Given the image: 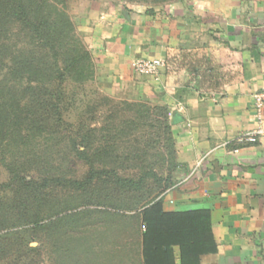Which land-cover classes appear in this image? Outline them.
Returning a JSON list of instances; mask_svg holds the SVG:
<instances>
[{
	"label": "rangeland",
	"instance_id": "rangeland-1",
	"mask_svg": "<svg viewBox=\"0 0 264 264\" xmlns=\"http://www.w3.org/2000/svg\"><path fill=\"white\" fill-rule=\"evenodd\" d=\"M183 1L64 0L63 9L73 29L60 54L68 44L81 45L92 62L93 79L82 85L74 84L70 78L62 82L61 120L57 123L49 118L47 125L41 126L44 130L35 154L51 158L53 169L47 177L61 179L45 190L50 210L44 207L41 224H48L47 231L38 232L34 225L22 220L3 230L0 235L7 234L4 239H8H2L0 245L3 248L5 244L8 251L0 264H139V249L133 239L138 222L128 220L137 211L127 207L129 200L122 197L127 190L123 182H137L151 172L154 177L131 194L137 201L138 195L148 190L153 197L163 193L164 184H159V179L165 178L168 170L161 160L166 154V135L162 116L155 108L167 107L162 103L165 92L178 97L184 89L192 88L186 86H191V74L184 69L172 74L164 70L159 80L137 75L132 70L133 61L160 57L147 51L146 45L142 47L145 56H133L130 51L136 41L143 44L145 16L156 21L165 5ZM19 28L11 27L10 44L27 49L29 38L19 34ZM204 41L193 45L191 51L211 56L224 71L239 73L237 56ZM174 50L170 48L168 52ZM59 65L62 68L61 58ZM52 84L51 89L58 87L56 82ZM209 94L212 93L204 96ZM135 103L150 108L151 114L144 113L145 107L125 106ZM42 177L45 176L39 170L32 169L27 180L41 182ZM8 178V171L0 163V185ZM77 182L86 183L83 190L74 188ZM65 215H75L73 228L68 222L58 221ZM57 231H65L60 241L56 239Z\"/></svg>",
	"mask_w": 264,
	"mask_h": 264
},
{
	"label": "trees",
	"instance_id": "trees-1",
	"mask_svg": "<svg viewBox=\"0 0 264 264\" xmlns=\"http://www.w3.org/2000/svg\"><path fill=\"white\" fill-rule=\"evenodd\" d=\"M63 4L64 0H0V163L9 173L8 181L0 185V193L3 194V197L0 196V234L19 224V220L34 225L38 232L47 231L48 224H41L43 210H50L49 195L45 190L61 179L47 177L53 169L51 158L35 154L36 143L44 130L41 126H46L49 118L57 123L61 120L62 82L70 78L74 84L82 85L93 79L92 62L81 45L68 44L64 53L60 54L65 48L68 32L73 29ZM13 25L20 26L19 34L29 38V48L12 47ZM6 57H9L8 64ZM183 69L191 74V86H186L200 95L220 92L236 76L232 71H224L222 65H216L211 56L198 55L187 49L168 52L165 57L166 74ZM54 82L58 87L51 89ZM125 106L134 109L145 107L140 103ZM144 109V113L151 114L150 108ZM155 109L162 116V130L166 135V154L161 160L168 170L167 176L159 179V184H164V191L153 197L150 190L146 194L144 190L136 201L131 193L139 190L154 174L145 173L137 182H123L127 190L122 197L129 200L127 207H134L133 211H137L128 220L138 222V231L133 239H136L139 249V264H201L203 256L215 255L218 251L211 230V215L206 209L164 211L162 197L176 184L174 172L178 164L175 161L169 109L165 106ZM32 169L45 176L41 182L27 180ZM85 184L74 183V188L81 191ZM66 211L64 208L63 212ZM75 215H65L58 221L62 224L68 222L69 228H73ZM6 235H0V240H7L4 239ZM64 236L65 231H57V241ZM0 246L2 259L7 256L5 251L8 250L5 244L3 248ZM67 249L68 246L65 247Z\"/></svg>",
	"mask_w": 264,
	"mask_h": 264
},
{
	"label": "crops",
	"instance_id": "crops-1",
	"mask_svg": "<svg viewBox=\"0 0 264 264\" xmlns=\"http://www.w3.org/2000/svg\"><path fill=\"white\" fill-rule=\"evenodd\" d=\"M152 19L145 16L143 44L135 42L133 56H145L146 45L164 59L170 48L192 50L205 40L230 50L240 67L220 92L164 93L178 166L163 209L209 210L218 251L201 264H264V136L234 143L257 127L253 108L257 96L264 101V0H184Z\"/></svg>",
	"mask_w": 264,
	"mask_h": 264
},
{
	"label": "built area",
	"instance_id": "built-area-1",
	"mask_svg": "<svg viewBox=\"0 0 264 264\" xmlns=\"http://www.w3.org/2000/svg\"><path fill=\"white\" fill-rule=\"evenodd\" d=\"M131 66L133 72L137 75L150 77L154 80H159L161 72L165 70V60L161 58L137 59L132 62ZM253 111L257 127L250 132L240 135L234 141V143L239 146L252 144L257 138L264 136V129L262 127L264 118V101L262 95L257 96Z\"/></svg>",
	"mask_w": 264,
	"mask_h": 264
}]
</instances>
